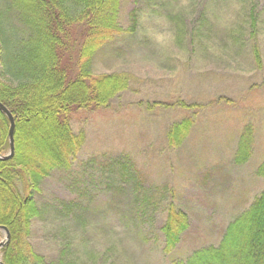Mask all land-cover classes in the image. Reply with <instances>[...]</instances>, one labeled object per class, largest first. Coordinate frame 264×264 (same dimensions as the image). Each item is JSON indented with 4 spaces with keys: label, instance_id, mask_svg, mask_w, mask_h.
Returning <instances> with one entry per match:
<instances>
[{
    "label": "rangeland",
    "instance_id": "374dc122",
    "mask_svg": "<svg viewBox=\"0 0 264 264\" xmlns=\"http://www.w3.org/2000/svg\"><path fill=\"white\" fill-rule=\"evenodd\" d=\"M166 1L120 0L118 22L126 31L94 56L95 75L122 72L130 83L107 107L72 115L84 143L69 171L43 181V210L27 236L47 260L68 243L75 264H174L217 245L264 190L255 174L264 160V0ZM132 11L136 29L129 33ZM177 100L199 106H151ZM186 116L193 127L171 149L166 129ZM246 124L254 129L252 156L236 166L232 154ZM115 154H126L140 172L139 191L132 181L101 174L98 162ZM169 201L189 226L167 254L160 228Z\"/></svg>",
    "mask_w": 264,
    "mask_h": 264
},
{
    "label": "trees",
    "instance_id": "16d2710c",
    "mask_svg": "<svg viewBox=\"0 0 264 264\" xmlns=\"http://www.w3.org/2000/svg\"><path fill=\"white\" fill-rule=\"evenodd\" d=\"M147 1L169 6L166 0ZM119 2L0 0V102L15 123L14 154L0 160V226L10 235L0 248L4 264H75L70 244L63 243L55 259L47 260L32 250L27 236L31 221L43 210L37 204L43 181L53 172L69 171L84 143V133L73 131L72 115L107 107L129 86L126 73H93L97 51L126 31L118 22ZM130 20L127 31L133 33L134 11ZM250 24L254 28L253 17ZM250 35L254 38L253 31ZM253 51L259 64L256 46ZM173 105L183 109L199 106L182 100L151 103ZM193 124L191 116L172 122L165 133L168 147L179 148ZM8 129L9 121L0 111V155L9 150ZM253 140V127L244 125L232 157L236 166L252 156ZM98 165L102 175L132 181L139 191L140 172L126 154L106 155ZM255 174L264 181V160ZM164 212L162 250L170 254L188 229L189 219L173 201L166 204ZM173 262L264 264V190L226 226L217 245L201 247Z\"/></svg>",
    "mask_w": 264,
    "mask_h": 264
},
{
    "label": "water",
    "instance_id": "95a60500",
    "mask_svg": "<svg viewBox=\"0 0 264 264\" xmlns=\"http://www.w3.org/2000/svg\"><path fill=\"white\" fill-rule=\"evenodd\" d=\"M0 111L7 117L9 121V129H8V141H9V151L5 155H0V160H8L10 159L14 154V129H15V123L14 118L10 111L0 102ZM0 230H2L5 234V240L0 242V248H2L4 245H6L9 241L10 235L8 230L0 226ZM0 264H3L2 261H0Z\"/></svg>",
    "mask_w": 264,
    "mask_h": 264
}]
</instances>
